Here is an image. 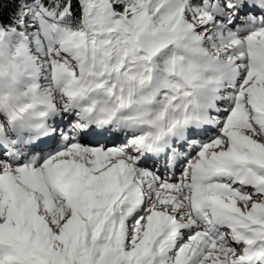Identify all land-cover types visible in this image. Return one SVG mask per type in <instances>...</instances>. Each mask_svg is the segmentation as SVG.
<instances>
[{
    "label": "snow or ice",
    "instance_id": "1",
    "mask_svg": "<svg viewBox=\"0 0 264 264\" xmlns=\"http://www.w3.org/2000/svg\"><path fill=\"white\" fill-rule=\"evenodd\" d=\"M0 264H264V0H0Z\"/></svg>",
    "mask_w": 264,
    "mask_h": 264
}]
</instances>
